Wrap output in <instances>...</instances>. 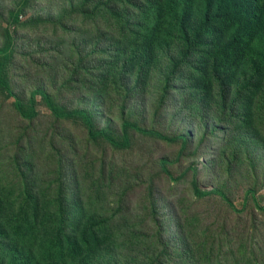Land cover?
I'll return each mask as SVG.
<instances>
[{
    "label": "rangeland",
    "instance_id": "1",
    "mask_svg": "<svg viewBox=\"0 0 264 264\" xmlns=\"http://www.w3.org/2000/svg\"><path fill=\"white\" fill-rule=\"evenodd\" d=\"M154 1L0 0L12 92L45 91L130 137L121 150L92 140L41 96L23 119L0 88V264H264V82L239 94L263 39L232 84L216 82L201 58L145 53Z\"/></svg>",
    "mask_w": 264,
    "mask_h": 264
},
{
    "label": "trees",
    "instance_id": "2",
    "mask_svg": "<svg viewBox=\"0 0 264 264\" xmlns=\"http://www.w3.org/2000/svg\"><path fill=\"white\" fill-rule=\"evenodd\" d=\"M34 1L38 0H23L22 7ZM196 3L200 4V11L196 10ZM153 4H156L154 11L157 14H154L152 29L144 37V43H147L145 53L154 54L157 48L168 50L174 47L180 61L184 63H196L201 58L204 75H211L216 82L232 84L237 71L252 56L255 42L262 38L261 50L257 53L259 60L252 58L254 74L246 78V88L239 90L242 96L255 95L264 82V0H155ZM12 18L14 23L18 22V14H12ZM10 50V44L0 49V88L15 99L14 108L23 119L34 120L38 117L36 106L38 96H41L57 119L81 121L92 140H102L119 150L130 147L129 124H125L122 137H116L110 130L96 129L88 112L68 110L57 104L45 91L35 90L27 100L17 97L6 77ZM138 131L162 140H174L156 131ZM169 163L166 160L161 162L163 166ZM194 191L201 198L220 196L228 201L232 210L237 211L221 190L201 191L196 187ZM248 193L254 195L253 191ZM260 209L264 211V207ZM75 250H78L77 243ZM60 255L62 257L57 260L58 264L69 262L67 255Z\"/></svg>",
    "mask_w": 264,
    "mask_h": 264
}]
</instances>
